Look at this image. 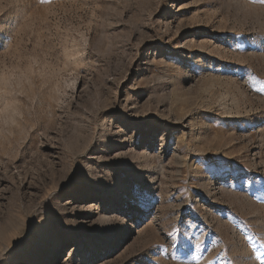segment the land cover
I'll return each instance as SVG.
<instances>
[{"label":"rangeland","instance_id":"374dc122","mask_svg":"<svg viewBox=\"0 0 264 264\" xmlns=\"http://www.w3.org/2000/svg\"><path fill=\"white\" fill-rule=\"evenodd\" d=\"M0 264H264V0H0Z\"/></svg>","mask_w":264,"mask_h":264},{"label":"snow or ice","instance_id":"6c2138e0","mask_svg":"<svg viewBox=\"0 0 264 264\" xmlns=\"http://www.w3.org/2000/svg\"><path fill=\"white\" fill-rule=\"evenodd\" d=\"M42 2H43V0H42ZM48 2H50V0H48Z\"/></svg>","mask_w":264,"mask_h":264},{"label":"bare ground","instance_id":"6f19581e","mask_svg":"<svg viewBox=\"0 0 264 264\" xmlns=\"http://www.w3.org/2000/svg\"><path fill=\"white\" fill-rule=\"evenodd\" d=\"M127 233V232H126Z\"/></svg>","mask_w":264,"mask_h":264}]
</instances>
